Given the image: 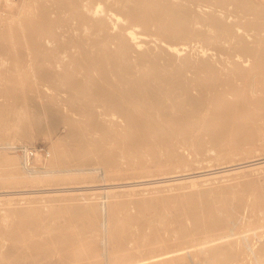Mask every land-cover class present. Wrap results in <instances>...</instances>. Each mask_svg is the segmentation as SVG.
Listing matches in <instances>:
<instances>
[{"label": "bare ground", "instance_id": "obj_1", "mask_svg": "<svg viewBox=\"0 0 264 264\" xmlns=\"http://www.w3.org/2000/svg\"><path fill=\"white\" fill-rule=\"evenodd\" d=\"M18 7H20L24 11V18L23 19L21 18L20 21L18 22L12 21L14 16H12L11 21L10 19L9 20L6 19L3 21L1 19L2 15H0L1 16L0 17V98H3L0 101V129L2 128L0 130V143H4V146H8V144L12 143L11 135L13 134L18 135V137L22 139L21 141L27 142L26 139L29 137L31 129L33 127L37 128L38 130L37 129L36 130L38 132L39 130H41L40 129L41 127L45 128L46 125L45 126L43 125L45 124V122L53 130L58 127L57 126L58 124L59 126L60 124H62V127L64 124V126L66 125V127L68 128L69 135L68 137H66L67 143H64L63 145L64 146L66 144L69 145L70 149L67 150L69 151L68 154H65L67 151H65V153L62 150L58 151L59 149H63L64 147V146H60L61 148H58V150L56 149L58 152L56 150L53 151L56 153L55 158L53 157L54 159L56 158L59 159V161H61V163L64 165L63 161L65 157L68 158L69 159V160L67 159L68 161L65 160L66 161L65 163H67L65 167H67L68 165V168L69 166H73V165H75V167H83L86 165H90L91 163L93 164V162L95 161H97V163L98 161H101L104 167L108 166L109 168L110 165L120 164L118 162L119 161L122 162L123 161L122 159L125 158L124 156H127L128 159H133L132 161H134V158H136L137 160V157H135V155L138 154V151L140 153L141 150L140 145H145L146 143L149 142L150 139L153 140V142L155 140V143H157L158 145L160 144L158 141L162 140L160 138H162L161 136L163 135L173 136L174 134L176 136L178 134L180 137H182L184 133L188 132V129L189 132L187 135H190L189 134L190 129L195 126L197 127L198 126L197 124L199 125L202 124L204 133H202L203 131L201 130L200 131L201 134H203V137H205V139L209 138L208 142H206L207 140L205 141L203 139V141H205L204 143H207V145L208 144L215 145L214 144V142L216 141L215 138H217L219 134H222V131L223 133L224 132L226 133V131L228 130L227 129L226 131H224L225 129H223L220 131L221 127H223L222 126L223 124L225 125L227 123L229 125H225V126H229L230 128H232L233 125H231L229 122H231L232 124L233 122H235L236 125L234 126L238 127L236 129V132L238 130L239 133L240 128L247 129L248 131L253 126L259 127L262 125V123H264V118H263L264 115L262 116L261 115L262 113H260L264 109V0H0V8L5 9L4 11H2L1 9L2 12L12 10V12L10 13L15 15V12L17 11L16 8L18 9ZM18 11L20 12V10ZM19 12L18 13L16 12L17 15L22 14L21 12L20 13ZM8 13L6 12V18L10 17V16L7 17ZM152 42H154L155 44V45L151 44L153 48H144V46ZM188 42L189 43L193 42L192 44L193 48L192 51L189 50V52H185V50L187 51L188 48H190L189 45H191L188 44ZM186 44H188L187 49H182L183 47L180 49L179 46L181 45L186 46ZM209 51H213V52L215 51V53L208 54ZM183 52H185L186 54H182ZM27 76L28 77L30 76L31 78L30 81L33 82L34 86L35 83H38L40 86L45 87L44 90L45 89L51 90V93L48 91L50 94L47 92V90L41 91L42 93L41 92L40 93L43 96H47V100L50 101L51 104H53L51 100L58 99L57 101L59 102L56 103L62 102L61 104L62 107H60L61 105H58L59 106L58 107L56 104L57 108H54L52 107L53 105H50L48 108V114L46 113L45 115H43L44 106L42 104L39 105L38 103H37L38 105L31 103L34 101V99H36V97L34 95H32V97L34 96L35 98H32L31 96L29 98L26 97V95H28L27 93L29 91L28 89L31 90L33 85L30 84L31 88L28 87L29 84L28 86L25 85L28 87L26 88L28 90L27 92H25V89H23L25 88L24 85L23 88H21V85L24 84V82L22 83V80L20 79L22 78L24 79ZM18 87H20V89H22L23 92H25L24 94L27 93L26 95L23 94L26 97V100H28L26 101L27 104L22 103V101L20 102L21 100L20 98L22 94L21 95L18 94V92L20 91L19 90L17 92L16 89H19ZM33 88L32 90L35 91ZM40 88H38L39 91ZM9 90L11 91L13 90L12 91L13 95ZM15 91L17 93H15ZM31 92L29 91V93ZM35 92H38L37 89ZM35 92H33V94ZM38 93L36 95L40 96L38 95ZM9 97L10 98L13 97L16 100L15 102L11 100L13 104L10 102L11 104L7 105V103H4L2 100L9 101L10 100ZM62 112L66 113V115ZM67 113L76 115L78 116V118H75L76 116L73 117V115L72 116L68 115ZM218 127L220 129H218ZM195 128L193 129L195 130V132L191 130L192 132H194V134L192 135H195V133L196 134L200 133L196 131L198 130V128L197 129ZM230 128L228 130L229 132L227 131V133L229 134H230ZM254 128L255 127H253L252 130H255ZM119 129L121 130L120 134L124 133L123 135H126L129 138L128 142L123 141V138L122 139L118 138L117 135L119 134ZM260 129L259 132H261V134L264 133V127L263 128L260 127ZM36 130L34 129L35 132ZM256 130L255 132H258V129ZM53 132L50 133L52 134ZM99 132L106 134L107 136L105 138V142H106L105 148L108 152L105 156H103V158L98 156L97 153L98 148L94 144V142L96 141L94 139V136ZM158 132H160L162 135H159ZM245 134L246 133L241 135L243 136ZM16 135L14 137H16ZM41 135H42V131H41ZM198 136L200 135L198 134ZM224 136L225 135L221 137H223L224 139L230 137V136L227 137ZM242 136H239V138L238 137L237 138L240 140L241 137L242 140L243 139ZM253 136L255 135L253 134ZM259 136L260 135H258V137ZM250 137H252V135L249 136V138ZM184 138L186 140L187 136L186 137L183 136L181 139L184 140ZM255 138H254L255 141L256 140L260 141V138L257 139V136H255ZM58 139L59 138H57V140ZM165 139H163V141ZM172 139L173 137H171V140ZM19 140L17 139V141ZM185 140L184 142L186 143L193 142L191 141V139L190 141H185ZM231 140L234 141V138H232ZM56 141L54 142L55 143L54 146L56 145ZM196 141H197V136H196ZM221 141L219 140V142L223 143L222 145H224L222 138ZM229 141L230 140H228V143ZM255 141L254 142L251 141V142L254 144ZM216 142H218V139ZM150 143L148 145L149 147L151 145ZM233 143H235V141ZM248 143H250V141H248ZM165 144H169V141H167V143L165 142ZM188 144L189 143H187L186 145L187 147H189L192 143L190 145ZM194 144H198V143H194ZM216 144L220 146L219 143ZM235 144L237 145V143ZM22 145L20 144V146ZM109 145L112 146L110 147V149L108 147ZM213 145L209 146L208 147L209 149L207 150L204 149L206 150V155L207 153L208 155L210 154L209 156L207 155L212 159L210 162L213 161L212 156L214 152L211 155V152L213 151V147H212ZM217 145H215L214 147H216ZM248 145L249 144H247V142L246 145L242 146V148H239L237 145L236 150L235 149L234 150L236 152L238 151V153L239 151H241L240 154L244 153V155H247L248 153H250L251 155L252 153L251 151H254L253 145L250 144V147L246 148V146ZM197 146L198 145L194 146L196 155L202 149L200 148V150L197 152L196 148L199 149V147ZM224 146L227 147V145ZM159 147L161 146H158V148ZM228 147H230L229 144ZM191 148L193 149V147ZM66 149L67 148H65V150ZM152 150L149 151L150 154L149 157H151V152L154 151ZM204 150L202 151L205 154ZM229 150L226 149V151ZM231 150H232V144H231ZM11 151H13V149ZM16 151L18 150L16 149ZM25 151L28 152L29 150L28 151L25 150ZM145 151L147 154L148 152L147 149ZM220 151L222 150L220 149ZM258 151L260 153L261 150ZM7 152L9 151L7 150ZM201 152H199L200 156L198 154L199 157H201ZM216 152L215 154L217 155L218 158H220V156L222 157L221 154L224 153V152L223 153L220 152L221 154H219ZM230 154L232 156V153ZM233 154L235 155L236 153ZM159 155L160 154H158L157 157H159ZM216 155H214V158ZM175 156L176 155H173L174 158H177ZM198 156L197 159L194 158L196 159L194 161L199 163L201 166V163H204V161H206L205 159L206 157L199 158ZM227 156L228 155H226V157ZM236 156H238V154ZM25 157L28 158L29 156H25ZM180 157L183 156L181 155ZM32 158L33 157H31V159ZM218 158L215 159H217L218 161L219 160ZM7 159L6 160L9 161L7 163L11 164L13 168H10L9 170L6 169L5 171L3 170L4 172L1 171V176L2 178L4 177L2 181L9 179L14 182L18 178L22 177L21 174L23 173L24 169H22L23 167L21 166L14 167V165L18 164L17 161H19L16 159V156L14 157L8 155ZM50 159L51 162L55 161L52 158ZM20 160L22 161V158ZM172 160L174 161V159ZM182 160L185 161L188 159L187 157H185ZM139 162H140L139 165H142L141 163H143V161H139ZM177 162L175 164H177ZM56 163L57 162L53 163V165L55 164L56 166ZM150 163L152 164V162ZM150 163H147L148 167ZM164 163H166V161ZM207 163H209L208 159H207ZM30 164L32 165L31 162ZM92 164L90 166H92ZM128 164L130 166V163ZM160 164L158 165L160 166ZM240 164L238 165L240 166ZM122 165H120L121 168L123 167ZM191 165L192 163L190 164V166ZM257 165L259 166V164ZM58 166L60 167V165ZM254 166H256L255 160H254ZM140 167L142 168V166ZM252 167H253V163H252ZM252 167H250V169H252ZM50 168L51 170H53L52 166L51 167L48 166V169L46 168L47 171H49ZM63 168L64 167H62V169ZM87 168H89V166ZM257 168L254 169L253 167V170L256 171ZM259 168L264 169V167L262 168V164L259 166ZM3 169H4V163H3ZM40 169L37 170L42 171ZM137 169H139V166H137ZM245 169H243V171L241 170L237 171V169H234L235 173L233 171L232 174L234 175L231 176H230L231 172L230 174H228L227 172L225 173L226 175L224 173L222 175L223 176L225 175L224 177L229 175L231 178L235 176L237 172H242V176H243L244 171L247 170ZM37 170L34 169L33 172L30 171L31 174H26L29 183L31 181L32 185L33 183L36 182L37 178H39L38 174L36 173L38 172ZM79 170L82 171V169L80 168ZM124 170L125 169H123V171ZM175 170H178V168ZM34 171H36L35 174H33ZM55 171L58 172L57 169ZM64 171L66 170L64 169ZM86 171H88V169ZM166 171L167 169L164 170V172ZM248 171H246V175L247 173L249 174L250 171L249 172ZM47 173L46 175H42L43 178H47L49 176V174ZM78 173L79 171L76 172V174ZM121 173L122 172H120L119 174ZM76 174L74 173L75 176ZM239 174L240 173H238L236 176H238ZM57 175L58 173H55V176ZM62 175L64 174H61V176ZM86 175L88 176V174ZM95 175L96 173L94 174V176ZM123 175L124 174H122L121 178H123ZM128 175L130 174L128 173ZM51 176L54 177V175ZM80 176L78 177L77 175V177L80 178V180H83L84 182L85 179L83 178L81 179ZM124 176L126 177V175ZM217 176L220 177L221 175H217ZM217 176L216 175L214 176L216 180L218 178ZM110 177L111 178L116 177V179L118 178V176H114V175L113 176L110 175ZM135 177L137 176H134V178ZM62 178L64 179V177ZM238 178L236 177V179ZM106 179L108 178L106 177ZM204 179L203 180L201 179L199 183L207 182L205 181L207 179L205 180ZM208 179H210V177ZM210 180H212V177ZM2 181L0 180V182ZM32 181L35 182L32 183ZM44 181H42L41 184H43ZM57 181L60 182V180ZM65 181L66 179H64V182ZM93 181L91 182L92 184L97 183L96 180L94 182ZM47 182H49V179ZM56 182L53 181V184H56ZM62 182L63 181H61V183ZM81 182L80 184H82ZM186 182H183L184 184L182 182L179 183H181V186H185L184 188H186V186H189L188 188L191 187L192 191H194L195 189L194 187L197 188L198 186L199 188L200 186V184L195 180L193 181L191 180L187 183ZM16 183H18V181ZM26 183H25V187H26ZM49 183L47 186L50 185ZM18 184H20V181ZM35 184L33 186H31L30 184L29 185L33 189ZM44 184L45 185L47 184L46 181ZM53 184H51V186ZM87 184H89V182ZM170 184L168 185L169 187ZM228 184L229 183H227L226 187H224L222 190L225 189L223 191L225 192L228 186L230 188L228 192L231 193L234 188L232 189L231 185ZM37 185L39 188L40 184L37 183ZM164 185L165 186H161V187L164 188L167 187L169 189V187L166 186V184ZM9 186H11V184H9ZM13 186L15 185L13 184ZM51 186H49V188ZM0 187H3L1 186V183H0ZM18 187L21 186L18 185ZM73 187H76V185ZM94 187L96 188V186ZM97 187H99V185ZM175 187L176 186L174 185L173 188ZM40 188H42V185ZM43 188H45V186H43ZM46 188L49 189L48 187ZM55 188L56 186L53 187V189ZM153 188H155V186ZM201 188L203 189V186ZM2 189L0 191V195L2 192H4L5 186ZM12 189H14V187H12ZM12 189L11 192H13L14 194V191H17V189L14 191ZM50 189L52 190V187ZM21 190L22 191L24 190L23 192L25 193L27 192L23 188ZM136 190L130 189L127 190L128 192L126 190L125 191L126 193H129V191L136 192ZM144 190L146 189L144 188ZM186 190L184 189L185 192ZM190 190L187 191L188 193L186 192L187 194L185 192L183 194L189 197V198L185 197L184 200L188 199L190 200L189 202L194 205L190 207L191 210L189 208L191 213L187 210L188 208L187 206H190V203L186 206V204L182 202V204L184 203L186 207L183 206V208H178L180 207L179 202L181 201H177L178 207L177 205H175L176 206L175 208L179 210L178 212L181 211V213H183L182 210L186 208L184 210L188 211V214L190 215H188L187 213L186 214L194 218L191 226L190 227L189 225L187 226V229L189 231L195 230L194 232H196L205 223L206 226L208 225V228L206 229L209 231L210 234L208 233L203 237L199 235L200 238H196L198 239V242L191 243V245L189 243L192 242L194 238L191 241L189 239L190 241L189 243L187 241L183 243L181 242L179 243L178 248H176L177 244L176 245L174 244V246L176 247L173 246L174 241L172 242L171 246L169 245L164 246L165 243L167 244V240H166L167 237L165 238V235H163L164 232L161 235L160 233L161 231H163L162 229L165 230V228L154 226L151 230L148 229V231L150 230V232L146 234L148 232L145 229L147 224L144 226L146 220L152 219L153 223L155 221H157L158 223H162L163 221V224L161 225H164L165 218H168L166 215H168L169 213L166 211V209L158 207L160 205L159 202H161L160 201L161 198L158 197L157 199V196L161 194H157L156 197L152 196V194L150 195L151 198L152 197L155 198L156 202L154 199L153 201L149 200V197H147L148 199L146 197H143V199L145 198V200L139 199L140 201L138 202L136 201L135 205L137 206V208H140L139 209L140 213L139 212L138 213L141 214L142 218L145 219L144 221H142V223H139L137 221V217H138L137 216L136 218L127 220V224L125 226H123L125 223L123 224L120 223L122 224V226L117 224H116L117 226L115 225L111 226L112 223L111 224L109 223L112 222L113 220H115L117 223V220L111 217V214L108 213V211L110 212L113 211V206L115 204L108 203L107 205L106 204L102 205L101 203L102 200L100 198L98 200V205L102 207L101 209L94 208L95 206L93 207V204H92V208L89 207L90 209L86 206L87 210H84L86 209L85 207L81 209H77V207H75L77 210L74 211H76V213H79L78 214L79 219H80V215L85 214L87 216V221H85L84 223L77 224L76 217L78 216H76L75 217L76 222L74 220L73 222L72 220H69V222L71 223L74 222L76 223V224L74 223V225H76L74 227L75 229L73 228L74 230L73 231L70 230L69 232L68 231L65 232L64 230V232L61 231V233H58V231L60 230L57 231L55 227H50V226L47 227L48 223L44 224V221L46 220L45 218L46 216L43 215L45 219H43L44 221L42 222V220L38 219L39 216H37L38 213H35L36 211L33 213L37 215L33 214L31 212L32 210L31 211L29 209L27 210L25 207H24L25 209L22 208L23 204H21L22 207L20 205L22 210H19L20 209L19 206L17 208V206L14 204L17 208L14 210L15 207H13L12 209L11 207L12 205L9 204L11 210H13L10 211V213L12 212V215L10 213L8 214L6 213L3 215L2 220L0 218V223H1L0 224L1 226L0 227V264H191V263L193 264V262L195 263V260L201 261L202 263L204 262V264H264V196H259L257 199H255L254 197V199L256 200L253 204L254 206L250 204L252 207H254V209L247 204L248 201L245 203L248 206L247 210L249 209V207L251 208V210L253 209L252 212L253 215L251 213L252 216L251 215L250 216L252 218L253 216L256 217L255 218L256 221H252V222L248 221V224H251L252 227L251 230L254 231V234L240 235L239 233L242 229V226H244L243 224L244 220L242 218L238 219V217L236 216V218L232 219V221L234 220L235 222L232 223L231 226L227 225L231 223V221H229V217H230L229 214H231L232 212H230L229 214L222 212L223 211L222 209L225 208L220 206L221 204L220 201H219L220 204L217 202L218 199L220 198L219 197L217 199L218 197L217 194H220L219 191L216 195L213 194L214 196H216V198L213 197L215 199V202L213 201L212 196H210L212 202L207 199L208 197H206L207 201H209L208 203L206 202V204L208 205L206 206L208 208L209 206H212V208L210 207L211 210H207L208 208L206 209L205 207H201L202 205L200 206V203L198 206L197 204L198 202L195 200L196 197L202 200L201 197L205 198V196H209L210 194L204 195L205 193L201 194L200 192L197 191L190 192ZM8 191L4 193L5 194L4 196H6V194H10V196L13 195L12 193H10V191L9 192ZM31 191L32 190L30 188V193ZM137 191H139V189ZM152 191H154V189ZM178 191L177 193H175L176 195L178 194ZM202 191L204 192V189ZM52 192L54 191L52 190ZM169 192L171 193V191ZM205 192L207 193V191ZM223 192L221 194H223ZM233 192L235 191L233 190ZM106 193H108V191ZM167 193L165 192L166 195L164 194V198L165 196H167ZM170 193H169V197L171 198ZM260 193L259 195H261ZM96 194L99 193L97 192ZM102 194L100 192V195ZM70 195L71 194H69L68 196L67 195L63 196V198L75 196L77 194H72L71 196ZM86 195L88 194H85V196ZM107 195H110L112 198V196H114V193L110 191V194ZM178 195H180V193ZM28 196H29L28 194L26 197L22 196L23 198L22 200L26 202V200L30 199V201L32 202L31 200V198L33 197L32 193H31V197ZM36 196L34 197L36 198ZM41 196H38L37 198L40 197L41 198L40 200H42L43 198ZM45 196L46 198H48L47 196L49 195H45ZM77 196H79V194ZM90 196L92 195H89L88 197L90 198ZM227 196L230 197L232 195L230 196L227 195ZM249 196L251 197V195ZM253 196H257V195L253 194ZM50 197L54 198L52 195L49 196V198ZM169 197L168 199L169 201H171ZM2 198H0V200ZM18 198L21 199V197ZM59 198L60 197L58 196L57 199ZM80 198H82V196ZM222 198L223 197H221V199ZM12 199L3 198V200L6 201L9 200L7 201L8 203L13 201L15 202L16 199L15 200ZM172 199H174V197ZM38 200L39 199H37V205L39 202ZM44 200L47 199H45L44 197ZM50 200L52 201V199ZM112 200H110V202H112ZM116 200H118V198ZM231 200L233 201V199ZM236 201H238V197ZM240 201L241 200H239V203H241ZM74 202L76 201L74 200ZM78 202L80 201L78 200ZM165 202L166 204H170L168 203L167 200ZM210 202L211 205L209 204ZM1 203H3V201ZM43 203L45 202L43 201ZM61 203L58 204L63 206ZM68 203L70 202H67V204ZM73 203H71V205L70 204L68 205L73 207L74 206V205L72 206ZM118 203H120V201ZM222 203L224 204V201ZM53 204L50 203L49 205H53ZM58 204L53 206L55 208L54 210L52 209L51 212L57 211L56 209H59L58 207L56 208ZM67 204L65 205L67 206ZM83 204H87V203L85 202ZM89 204L90 203H88L87 205L89 206ZM202 204H204V202ZM227 204H230V202L227 201ZM245 204L243 202L242 206ZM28 205H29L28 207L32 205L30 209H32L34 206V204L31 205L28 204ZM43 205L41 206V208H43ZM46 205L44 207H46ZM216 205H218L217 206L218 208L219 206L222 208L220 209L222 210L221 212L223 214H219L221 212L217 214V212L219 211L216 210L217 208L215 209L217 211L216 214L214 213L213 208H215L214 206ZM3 206L1 205L0 209ZM226 206L228 207L229 205ZM242 206L240 204L239 207H241V209L243 210L245 207L243 206L244 208H242ZM53 207L51 206L49 210ZM78 207H80V205ZM197 207L199 210L197 209ZM175 208H173L172 210L174 211ZM202 208L204 209V211L205 210L206 211L205 212L202 211L201 210ZM3 209L4 208H2V210L0 211H3ZM34 209H37V207H34ZM167 209L170 212L171 208L170 210L169 208ZM45 210L48 212L47 209ZM59 210H63V209H59ZM65 210L66 208H64V211ZM69 211L67 210L66 212ZM175 211H174L175 213L174 212L171 213H173L174 215L177 213V210ZM4 212H6V210ZM42 212L45 213V211L43 210ZM66 212L63 213L66 214ZM250 212H247V214H249ZM181 213L175 215L176 216L175 218L178 217L179 220L180 218H182L179 221L178 225H180L183 221H185L183 223H186V217L184 219L185 213L184 215ZM10 216L14 217L15 221L16 218H18L17 219L18 222L17 221L15 222L14 219L11 218ZM60 216L63 218L66 215L63 216L59 214V217ZM172 216L171 219L174 218V216L173 217ZM71 217L74 218L73 214ZM7 219H9L8 220L9 223ZM10 219H12L14 223H12V220L10 222ZM51 219L50 220L48 219V221L50 222ZM58 219L59 218H57L56 220ZM66 219L67 217L65 218V222ZM68 219H69V215H68ZM175 220H172V222L174 221L176 223ZM187 220L189 219L187 218ZM2 223H6V224L3 226ZM183 223L182 226L184 225ZM61 224H67V223H61ZM57 226L58 225H56V227ZM139 226L140 229L137 228ZM184 227L186 226H183V228ZM47 228L49 230H47ZM59 228L61 227L59 226ZM136 229H138L137 232ZM169 230L171 232H169ZM174 230L168 229L167 231L169 233H172V231ZM184 231L186 232V230ZM41 233L46 234V236L44 235L43 238ZM175 234L173 235L175 236ZM251 235L258 236L259 242L257 243V241H255L254 239L252 240L250 238ZM179 236H181V234ZM179 239L181 240V237H179ZM200 245H202L203 247L201 248ZM190 248H194V250L189 251L188 249Z\"/></svg>", "mask_w": 264, "mask_h": 264}, {"label": "rangeland", "instance_id": "obj_2", "mask_svg": "<svg viewBox=\"0 0 264 264\" xmlns=\"http://www.w3.org/2000/svg\"><path fill=\"white\" fill-rule=\"evenodd\" d=\"M1 9H2V11H4L5 9H3V8H0V15H2V17H1V19L4 21V20H9L10 19V21L12 20L11 18H12V16H14V18H13V22H18V21H20V19L22 18H24V11L20 8V7H18V9L16 8V12L18 13L19 11L18 10H20V12L22 13V14H20V15H17V13L15 12V15L14 14H11L10 12H12V10L11 11H6L8 14V16L7 17H9V18H6V12H2L1 11ZM13 12H14V10H13ZM19 12V13H20ZM4 13V14H3ZM4 16V17H3ZM5 18V19H4ZM15 20V21H14ZM151 44H154V42H152V43H149V44H147L146 46H144V48H153V46L151 45ZM188 44H191V45H189V47L190 48H188V50L186 51L185 50V52H189V50L190 51H192V44H193V42H188ZM188 44H186V48L183 46V45H181V46H179L180 47V49L182 48V49H187V47H188ZM155 45V44H154ZM185 52H183L182 54H186ZM190 53H192V52H190ZM211 54V53H215V51L213 52V51H209L208 52V54ZM215 59V58H214ZM217 65V64H216ZM24 79H27V80H24ZM22 78V79H20V80H22V83L24 82V84H22L21 85V88H23V85L25 86V85H27L28 86V84H29V88H31L30 87V84L31 85H33V89L36 91V89H37V91L39 92H35V91H33L32 90V88H31V90L30 89H28L30 92L31 91H33V92H35L34 94H33V92H31V93H29V91L26 89V88H28L27 86H25V88H23V89H25V92H27L28 93V95H26V94H24L25 92H23V90L22 89H20V87H18L19 89H16L17 90V92L20 90L21 91V93H20V91L18 92V94H22L21 95V100H20V102L22 101V103H25V104H27V102L26 101H28V100H26V97H32V95H34L35 97H36V99H34V101L33 102H31V103H34V104H39V105H43L44 106V110H43V115H45L46 113L48 114V108H49V106L50 105H53L52 107H54V108H57L56 107V104H57V106L58 105H61L62 104V102H60V103H56V102H59V101H57L58 99H53V100H56V101H53V100H51L52 101V103L53 104H51V102L50 101H48L47 100V96H43V95H41V91H46L47 89H45L44 90V88L45 87H42V86H40L38 83H35V86H34V84H33V82H31L30 80H31V78H30V76L28 77H25V78ZM20 82V81H19ZM26 83V84H25ZM37 86V87H36ZM43 89H41L40 87ZM35 87H36V89H35ZM38 88H40V91L38 90ZM9 91H11V90H9ZM13 91V90H12ZM11 91V94L13 95V92ZM50 92L51 93V90H47V92ZM16 91H15V93H17ZM41 92V93H40ZM48 92V93H49ZM10 93V92H9ZM38 93V95H40V96H37L36 94ZM49 93V94H50ZM26 95V97L24 96V95ZM29 94H31V95H29ZM24 96V97H23ZM32 97V98H35V97ZM10 98V97H9ZM1 99H3V98H0V101H1ZM23 99V100H22ZM14 101L15 102V98H10V100L8 101H4V100H2L4 103H7V105H10L11 103H12V101ZM25 100V101H24ZM33 100V99H32ZM24 101V102H23ZM8 102H9V104H8ZM11 102V103H10ZM13 104V103H12ZM37 104V105H38ZM40 107V106H39ZM59 107V106H58ZM60 107H62V105L60 106ZM41 108V107H40ZM55 110H57V109H55ZM65 112V111H64ZM64 112H62V113H64ZM264 109H263V111H261L260 113H262L261 115L263 116L264 115ZM65 115H66V113H64ZM68 115H73V114H70V113H67ZM76 115H73V117H75ZM75 118H78V116H76ZM263 118H264V116H263ZM48 123V122H47ZM231 125H236V123L235 122H233V124L231 123V122H229ZM235 123V124H234ZM49 124V123H48ZM44 126H45V128H46V130H45V128L44 127H41L40 129L41 130H39L38 132H37V128H32L31 129V132H30V135H29V137L26 139V141L27 142H25V141H21L22 139L21 138H19L18 137V135H16V137H14L15 135L13 134V135H11V142L12 143H10V144H8V146H4V143H0V156L3 158H1L0 157V162L2 161L3 163H4V169H3V163L1 162L0 163V180L2 181V179H4V177L2 178V176H1V171L2 172H4L6 169L7 170H9L10 168H13V166L11 165V164H9V163H7V162H9V161H7L8 159V155H11V156H16V159L17 160H19V161H17V165H14V167H17V166H21V167H23L22 169H24L23 170V173L25 174H21V178H18L17 180H15L14 182L16 183L17 181H18V183H19V181H20V184H18V183H14L12 180H9V179H7V180H3L2 182H0L1 183V186H3V187H0V191H1V189L2 188H4V186H5V190H4V192H2L1 193V195L0 196H2L4 199H12L13 198V196H14V200H15V202L13 201V202H7V201H9V200H3V198L2 197H0V198H2L1 200H0V206L2 205H4L2 208H4L3 209V211H0V218H1V220H2V218H3V215L4 214H8V213H10V211H13V210H11V208H10V205L9 204H11L12 206V209H13V207H15L14 208V210L15 209H17L18 208V206H19V210H22V208H26L27 210L29 209L32 213L33 212H35V213H38V215L37 214H35V213H33V214H35V215H37V216H39L38 217V219L39 220H42V222L44 221L43 219H45L46 218V220L44 221V224H46V223H48L47 225V227H55V229L58 231V230H60V231H58V233H61V231H63L64 232V230H65V232H69L70 230H74L75 228V226L76 225H74V223L76 222V220H77V224H80V223H84L85 221H87V216L85 215V214H82V215H80V219H79V213H76V211H74V210H77V209H81V208H86V209H84V210H87V207L89 208H92V204H93V207L94 208H102L100 205H98V200L101 198V200H102V205H107L108 203H114L115 205L113 206V211H108V213H110L111 214V217H113L114 219H116L117 220V223H116V221L115 220H113L112 222H110L109 224H111V226H113V225H115V226H117V225H121L122 226V224L123 223H125L123 226H125L126 224H127V220H129V219H132V218H136L137 216L139 217H137V221L139 222V223H142V221H144L145 219L144 218H142V216H141V214H139L140 213V211H139V209L140 208H137V206L135 205L136 204V201L138 202V201H140L139 199H142V200H145V198L143 199V197H149V200H152L153 201V199L155 200V198H151L150 197V195L152 194V196H154V197H156L157 196V194H161V195H158L157 196V199H158V197L159 198H161V202H159L160 203V205L158 206L159 208L161 207V208H165L166 209V211L169 213L168 215H170V216H168V215H166L168 218H165V224L164 225H161V224H163V221H162V223H158L157 221H155L154 223H153V220L152 219H150V220H146L145 221V223H144V226L147 224V226L145 227V229L148 231V229H152L154 226H158V227H160V228H165V230L164 229H162L163 231H161V233H160V235L163 233V235H165V238H166V240H167V244L165 243L164 244V246L166 245H169V246H171L172 245V242L174 241V243H173V246H174V244L176 245L177 244V247L176 246H174V247H176V248H178V245H179V243H183V242H190L193 238V240H194V242H193V240H192V242H190L189 244L191 245V243H197L198 242V239H196V238H200V236L199 235H201V237H203V236H205L206 234H208L209 233V231L206 229V228H208V225L206 226V224L204 223L203 224V226L205 227H201L198 231L200 232V234H199V232L198 231H196V232H194L195 230H188L187 229V226L189 225V227L191 226V224L193 223L192 221H193V219L194 218H192L191 216H188V215H190V214H188V211L190 212V210H191V208L190 207H192V206H194L192 203H190L189 201L190 200H188V199H186V200H184L185 199V197L186 198H189V197H187V195H185V194H183L185 191H184V189L186 190V192L187 191H189L190 190V188H188L189 186H186V188H184L185 186H181V183H179V182H189V181H193V180H195L196 182H198L199 183V181H201V179L203 180L204 178L205 179H207V180H205V181H207V182H205V183H199L200 184V186H199V188L201 189V191H200V189L198 188V186H197V188L196 187H194L195 189H194V191H192V188H191V190H190V192H195V191H197V192H200L201 194H204V195H209V196H205V198L204 197H201V199L202 200H200V198H198V197H196V200L195 201H197L198 203V206H199V203H200V206L201 207H205L206 209L208 208L207 206V204H206V202L208 203L209 201H207V199L208 200H210L211 202H212V199H213V201L215 202V199L214 198H216V196H214L213 194H217L218 193V191L220 192V194H217L218 195V197H217V199H218V203H219V201L221 202V204H223L222 202L224 201V204L223 205H221L220 203V206L221 207H223V208H225V209H222L220 206H219V208L217 207L218 205H216V206H214L215 208H213V210H214V213L216 214V212H217V214L219 213V212H221L222 210V212L223 213H227V214H229L230 212H232L231 214H229L230 215V217H229V221H231V223H229V224H227V225H229V226H231V224L232 223H234L235 221L233 220L232 221V219L233 218H236V216L238 217V219H240V218H242L243 220H244V222H243V224H244V226H242V229H241V231H240V235H246V234H254V231H252L251 229H252V227H251V224H248V221L249 222H252V221H256L255 220V218L256 217H254L253 216V218L251 217L252 215H253V209H254V207H252V206H254L253 204H254V202L256 201L255 199H257L259 196H264V169H261V168H259V166L262 164V168L264 167L263 165H264V140H262V139H264V133H262L261 134V132H259V129H260V127L261 128H263L264 126V123H262V125L261 126H253V127H255L254 129L256 130V129H258V132H255V130H252V128L250 129L251 131H253V132H251L250 130H248L247 131V129H239V133H240V135H239V133H238V130H237V132H236V129L238 128L237 126H232V128H230L229 126H225V125H229V124H223L222 126L224 127H221V129L218 127V129H220V131L221 130H223V129H225L224 131H226L227 129L229 130V128H230V134L229 133H227V131H226V133L224 132L223 133V131H222V134H219L218 135V137L217 138H215L216 139V141H217V139H218V142H214V144L215 145H217L216 143H219L220 144V146H216V147H214L215 145H213V144H208L207 145V143H204L206 140V142H208L209 141V138H206L205 139V137H203V134H201V131H203V127H202V124L201 125H199V124H197L198 126H200V127H193V128H191L190 129V135H187L188 134V132H189V129H188V132L187 133H184V137H186L187 136V138H186V140H185V138H184V140L185 141H190V139H191V141H193V142H187V143H189L188 145H190L191 143L193 144H191L189 147H187L186 145H187V143L186 142H184V140L183 139H181L182 137H180L178 134V136L176 135H174L173 134V136L171 135V136H165V135H163V136H161L162 138H160V139H162V140H160V141H158L160 144H158L157 145V143H155V140H154V142H153V140H151V143H150V140H149V142L148 143H146L145 145H140L141 147H140V153H139V151H138V154H136L135 155V157H137V160H136V158H134V161H132L133 159H128V157L127 156H124L125 158H123L122 160V162L121 161H119L118 163H120V164H116L118 167H119V169H118V167L116 166V165H110L109 166V168H108V166H103V163L101 162V161H98V163H97V161H95V162H93V164H92V166H90V165H86V166H83V167H75V165H73V166H69V168H68V165H67V167H65L66 166V164L67 163H65L66 161H68L69 159L68 158H66L65 157V159H64V165L61 163V161H59V159H57V161H56V159H54L55 158V156H56V153L55 152H53V151H55L56 149L58 150V148H61L60 146H64L63 144L64 143H67V138L66 137H68V135H69V132H68V128L66 127V125L64 126V124H63V127H62V124H60V126H59V124L57 125L58 127L57 128H55L54 130L51 128V127H49V125H47L46 124V122H45V124H43ZM230 125V126H231ZM226 127H228V128H226ZM44 128V129H43ZM51 128V129H50ZM197 129L198 128V130H196L197 132H200V133H195V135L197 136V141H196V136L195 135H192V134H194V132H195V130H193V129ZM200 128H202V129H200ZM233 128H234V130H233ZM2 129V128H1ZM0 129V130H1ZM34 129L36 130V132L34 131ZM56 129H58V130H56ZM66 129V130H65ZM232 129V130H231ZM33 130V131H32ZM51 130H53V131H51ZM56 130V131H55ZM194 131V132H192V131ZM201 130V131H200ZM245 132H244V131ZM261 130V129H260ZM41 131H42V135H41ZM43 131H45V132H43ZM53 132L52 134L50 133V132ZM232 131H233V134H232ZM235 131V132H234ZM241 131V132H240ZM257 131V130H256ZM39 132H40V134H39ZM49 132V133H48ZM120 132H121V130L119 129V134L117 135L118 136V138L120 139H122L123 138V141H129V138L126 136V135H123V134H120ZM192 132V133H191ZM229 132V131H228ZM247 132H248V135L249 134H251L252 135V137H250L249 138V136H251V135H247ZM35 133V134H34ZM45 133V134H44ZM68 133V134H67ZM202 133H204V131L202 132ZM238 135H237V134ZM244 133H246L245 135H241V134H244ZM260 135L259 137H258V135ZM51 136H50V135ZM54 134V135H53ZM158 134L159 135H162L160 132H158ZM164 134V133H163ZM198 134L200 135V136H198ZM229 134V135H228ZM236 134V135H235ZM253 134L255 135V136H257V139H259L260 138V141H258V140H256L255 141V136H253ZM38 135V136H37ZM48 135V136H47ZM53 135V136H52ZM223 135H225L224 137H227V136H230V137H228V138H223V137H221V136H223ZM235 135V136H234ZM262 135V136H261ZM13 136V137H12ZM33 136V137H32ZM65 136V137H64ZM192 136H193V138H192ZM233 136V137H232ZM239 136H242V140H241V137H240V140L238 139L239 138ZM248 136V137H247ZM31 137V138H30ZM52 137V138H51ZM107 136H106V134H103V133H101V132H99V133H97L95 136H94V139L96 140L95 142H94V144L97 146V153H98V156L99 157H101V158H103V156H105L106 154H107V150H106V148H105V144H106V142H105V138H106ZM169 137V138H168ZM171 137H173V139L171 140ZM191 137V138H190ZM219 137H220V139H219ZM236 137V138H235ZM238 137V138H237ZM255 139H254V138ZM262 137V138H261ZM14 138V139H13ZM21 142H19V141H17V139ZM29 138H30V140H29ZM33 138V139H32ZM57 138H59L58 140H57ZM64 138V139H63ZM165 138H167V139H165ZM189 138V139H188ZM200 138H202V139H200ZM221 138H222V140H223V142H224V145H227V147H225L224 145H222L223 143H220L219 142V140L221 141ZM232 138H234V141H235V143H237V145H238V147L239 148H242V146L243 145H246V142H247V144H249L248 146H246V148H249L250 147V144H252L253 145V150L254 151H256V152H254V151H251L252 153H251V155H250V153H248L247 155H244V153L243 154H240V152L241 151H239V153H238V151L236 152L235 150H236V147H237V145L235 144V143H233L234 141H232L231 139ZM248 138V139H247ZM163 139H165V140H167V141H169V144H165V142L167 143V141H163ZM192 139H194V140H192ZM203 139L205 140V141H203ZM239 140V142H238V140ZM25 140V139H24ZM29 140V141H28ZM58 142H57V141ZM171 140V141H170ZM183 140V141H182ZM227 140V141H226ZM228 140H230L229 141V143H228ZM246 140V141H245ZM250 141V143H248V141ZM255 141V145L252 143V142H254ZM18 142V143H15V142ZM31 141V142H30ZM56 141V145L54 146V142ZM63 141H65V142H63ZM161 141H162V143H161ZM203 141V142H202ZM229 144V146L230 147H228V144L226 143V142ZM241 141V142H240ZM252 141V142H251ZM15 144H14V143ZM24 142V143H23ZM62 142V143H61ZM164 142V143H163ZM222 142V141H221ZM230 142H231V144H232V150H231V144H230ZM245 142V143H244ZM60 143V144H59ZM149 143L151 144L150 145V147L148 146L149 145ZM185 143V144H184ZM194 143H198V144H194ZM199 143H202V144H199ZM242 143H244L243 145L241 144V146H240V144ZM11 144H13V145H11ZM19 145V147H18V145ZM20 144L22 145V146H20ZM28 144V145H27ZM58 144V145H57ZM62 144V145H61ZM156 144V145H155ZM165 144V145H164ZM154 145V146H153ZM173 145V146H172ZM195 145H198L197 147H199V149L198 148H196V150H197V152L200 150V148H202L199 152H201L202 150H204V149H209L208 147L209 146H211V145H213L212 147H213V151L211 152V155L213 154V152H214V154H213V161L212 162H210L212 159H211V157H208L209 155H208V153H207V155H206V150H204L205 151V154H204V152L202 153L201 152V157H199L200 156V153L198 152V154H199V156H198V154L196 155V151H195V148H194V146ZM202 145V146H201ZM207 146V148H206V146ZM57 146V147H56ZM59 146V147H58ZM66 146H68V147H66ZM120 146V145H119ZM123 146H125V145H123ZM144 146V147H143ZM157 146V147H156ZM158 146H161L162 147V149H161V147H159L158 148ZM166 146V147H165ZM168 146V147H167ZM221 146H223V147H221ZM5 147V148H4ZM17 147V148H16ZM26 147V148H25ZM29 147V148H28ZM56 147V148H55ZM109 147V149H110V147H112L111 145H109L108 146ZM107 147V148H108ZM142 147H143V149H144V152H143V149H142ZM146 147V148H145ZM147 147H149V148H147ZM151 147H153V148H151ZM191 147H193V149L191 148ZM205 147V148H204ZM220 147V148H219ZM225 147V148H224ZM257 147V148H256ZM6 148H8V149H6ZM13 149V151H11L12 149ZM18 150V151H16V149ZM23 148V149H22ZM28 148V149H27ZM31 148V149H30ZM65 148H67L66 150H65ZM215 148V149H214ZM218 148V149H217ZM229 148H230V150H229ZM11 149V150H10ZM70 148H69V145H65L64 147H63V149H59L58 151H60V150H62L64 153H65V151H67V150H69ZM147 149V154H146V150ZM154 151H153V150ZM156 149H158V150H156ZM160 149H161V152H160ZM164 149V150H163ZM189 149V150H188ZM217 149V150H216ZM220 149L222 150V151H220ZM226 149L227 150H229V151H226ZM235 149V150H234ZM257 149V150H256ZM7 150L9 151V152H7ZM25 150H29L28 152H26ZM56 150V151H57ZM153 151V152H151V157H149V151ZM194 150V151H193ZM258 150H263L262 152L260 151V153H259V151ZM6 151V152H5ZM16 151V152H15ZM22 151H24V152H22ZM57 151V152H58ZM61 151V152H62ZM164 153H163V152ZM166 151V152H165ZM191 151H192V153H191ZM217 151V152H216ZM12 152V153H11ZM30 152V153H29ZM68 152L69 151H67L65 154H68ZM142 152V153H141ZM158 154H160L159 155V157H157V153ZM160 152V153H159ZM190 152V153H189ZM215 152L216 153H219V154H221L220 152H224L223 154H221L222 155V157L220 156V158H218L217 157V155L215 154ZM232 153V156H231V154L230 153ZM4 153H5V155H4ZM22 153V154H21ZM63 153V154H64ZM144 153H145V155H144ZM155 153H156V155H155ZM166 154V155H163V154ZM169 155H168V154ZM175 153V154H174ZM195 153V154H194ZM228 153V154H227ZM233 153H236L235 155L233 154ZM259 153V154H258ZM21 154V155H20ZM24 154H25V156H29L28 158H26L25 156H24ZM26 154H28V155H26ZM156 156H154V155ZM188 154H189V156H188ZM194 156H193V155ZM228 155L227 157H229V158H227L226 157V155ZM238 154V156H236ZM31 155V156H30ZM173 155H176L175 157H177V158H174L173 157ZM182 155L183 157H180V156ZM202 155H204V156H202ZM214 155H216L215 156V158H218L219 160L217 161V159H215L214 158ZM231 157H230V156ZM233 155H234V157H233ZM240 155V156H239ZM241 155H243V156H241ZM5 156V157H4ZM142 156V157H141ZM145 156H147V157H145ZM161 156V157H160ZM168 156V157H167ZM196 156V157H195ZM197 156L199 157V158H202V157H206L205 159H206V161H204V163H201V166H200V164L199 163H197L196 161H194V160H196L197 159ZM31 157H33L32 159H31ZM54 157V158H53ZM139 157H140V159H139ZM153 157H155V158H153ZM165 159H164V158ZM166 157H167V160H166ZM185 157H187V159L188 160H185V161H183L182 159L183 158H185ZM225 157H226V159H228V160H226L225 159ZM22 158V161L20 160ZM25 158V159H24ZM50 158H52L53 160H55V161H52L53 163H55V162H57L56 163V166H55V164L53 165V163L51 162V159ZM146 158V159H145ZM148 158V159H147ZM181 158V159H180ZM194 158H196V159H194ZM234 158V159H233ZM6 161H5V160ZM31 159V160H30ZM68 159V160H67ZM149 159H150V162H152V164L149 162ZM157 160V161H155V160ZM158 159H159V161H158ZM172 159H174V161L172 160ZM207 159H208V162L209 163H207ZM223 159H225V160H223ZM27 160V161H26ZM48 160H50V161H48ZM66 160V161H65ZM126 162H125V161ZM143 161V163H141L142 165H139V161ZM155 162H154V161ZM182 160V161H181ZM254 160H255V164H256V166L259 168V171H258V168L256 167V166H254ZM26 161V162H25ZM127 161H128V163H130V166H129V164L127 163ZM147 161V162H146ZM166 161V163H164ZM178 161V162H177ZM180 161V162H179ZM188 161V162H187ZM189 161H190V164L192 163V167L190 166V164H189ZM251 161V162H250ZM6 162V163H5ZM19 162H22V163H19ZM30 162L32 163V165L30 164ZM132 162H133V164H132ZM158 162V163H157ZM169 162V163H168ZM174 162V163H173ZM177 162V164H175ZM182 162V163H181ZM194 162H196V163H194ZM206 162V163H205ZM245 162V163H244ZM257 162H259V163H257ZM260 162H262V163H260ZM27 163H28V165H27ZM95 163V164H94ZM100 163V164H99ZM136 163V164H135ZM138 163V164H137ZM147 163H150L149 164V167L147 166ZM156 163H157V165H156ZM161 163V164H160ZM163 163V164H162ZM168 163V164H167ZM171 163V164H170ZM186 163V164H185ZM241 163V164H240ZM252 163H253V167H254V169H256L257 168V170L255 171V170H253V167H252ZM2 164V165H1ZM6 164H8V165H6ZM21 164V165H20ZM49 164V165H48ZM52 164V165H51ZM102 164V165H101ZM123 164V165H122ZM128 164V165H127ZM143 164H145V165H143ZM158 164H160V166L158 165ZM189 164V165H188ZM204 164V165H203ZM238 164H240V166L238 165ZM243 164V165H242ZM257 164H259V166L257 165ZM11 165V166H10ZM22 165H24V166H22ZM31 165V166H30ZM58 165H60V167L58 166ZM120 165H122L123 167L121 168V166ZM125 165V166H124ZM133 165V166H132ZM154 165V166H153ZM156 165V166H155ZM162 165H164V166H162ZM173 165V166H172ZM178 165V166H177ZM185 165V166H184ZM196 165V166H195ZM249 165H251V166H249ZM10 166V167H9ZM27 166V167H26ZM29 166V167H28ZM48 166L49 167H51L52 166V169L54 170H51V168L49 169V171H51V172H49V171H47V169H48ZM55 166V167H54ZM64 167L63 169H62V167ZM89 166V168H87ZM129 166V167H128ZM137 166H139V169H137ZM140 166H142V168L140 167ZM143 166H145V167H143ZM157 166H159V167H157ZM237 166H239V167H237ZM8 167V168H7ZM25 167V168H24ZM32 167H34V168H32ZM57 167V168H56ZM72 167V168H71ZM76 169H75V168ZM88 169V171H86L87 169ZM104 167V168H103ZM107 167V168H106ZM111 167V168H110ZM132 167V168H131ZM134 167V168H133ZM151 167V168H150ZM162 167V168H161ZM176 167V168H175ZM180 167V168H179ZM188 167H191V168H188ZM250 167H252V169H250ZM2 168V169H1ZM28 168H29V170H28ZM32 168V169H31ZM40 168H42V169H40ZM47 168V169H46ZM74 168V169H73ZM79 168L80 169H82V171H80L79 170ZM85 168V169H84ZM114 168V169H113ZM126 168H128V169H126ZM154 170H153V169ZM172 168V169H171ZM177 169L178 168V170H175V169ZM240 168V169H239ZM247 170H246V169ZM27 169V170H26ZM37 170V169H40V170H42V171H39V170H37L38 172H36V171H34V173L33 174H35V172L38 174V176H39V178H37V180H36V182L35 181H32V183L33 182H35V183H33V185L35 184V186H37V187H35L34 186V188L32 189V187H30V185L31 186H33L32 184H31V181H30V183H29V180H28V178H27V176H26V174H31L30 173V171L31 172H33V170ZM58 170V172L57 171H55V170ZM64 169L66 170V171H64ZM69 171H68V170ZM70 169H72V170H70ZM116 169V170H115ZM121 169H122V171H121ZM123 169H125L124 171H123ZM146 169V170H145ZM156 169V170H155ZM158 169V170H157ZM165 169H167V171L166 172H164V170ZM234 169H237V171L239 170H241V171H243V169H245L246 171H248L249 172V174L247 173V175H246V171H244V174H243V176H242V172H237L236 174H235V176H233V177H235V178H233V177H231L232 178V180H231V178H230V176L231 175H234V174H232L233 173V171H234V173H235V170ZM4 170V171H3ZM59 170H60V172H59ZM118 170V171H117ZM137 170V171H136ZM141 170V171H140ZM143 170V171H142ZM159 170H161L162 171V173H161V171H159ZM170 170V171H169ZM174 170V171H173ZM180 170V171H179ZM252 170V171H251ZM44 171H46V172H44ZM63 171H64V173H63ZM69 173H68V172ZM79 171V173L81 174V176H80V174L78 173V174H76V172H78ZM85 173H84V172ZM110 171H111V173H110ZM153 171V172H152ZM157 171H158V173H157ZM169 171V172H168ZM173 171V172H172ZM176 171V172H175ZM26 172V173H25ZM48 172V173H47ZM70 172H72V173H70ZM93 172V173H92ZM120 172H122L121 174H119ZM124 172H126V173H124ZM130 172H133V173H130ZM149 172H150V174H149ZM163 172H164V175H163ZM168 172V173H167ZM172 172V173H171ZM228 172V174H230V172H231V174H230V176H229V178H228V176H226V177H224L226 174L225 173H227ZM40 173H41V176L42 175H46V173L47 174H49V176L47 177L48 179H49V182H52V183H49V182H47L48 181V179L47 178H43V176L41 177L40 176ZM54 173V174H53ZM55 173H58V175L57 176H55ZM66 173V174H65ZM74 173L76 174V176L74 175ZM89 173H90V175L91 174H93V175H89ZM96 173V175H98V176H94V174ZM107 173V174H106ZM111 176H118V178L116 179V177L114 178V177H110V175ZM113 173H115V174H113ZM128 173L130 174V175H128ZM139 173V174H138ZM143 173V174H142ZM157 175H156V174ZM225 174L224 176L222 175V174ZM238 173H240L238 176H239V178H238V176H236ZM54 175V177L53 176H51V175ZM61 174H64V175H62L61 176ZM84 174H85V176H84ZM86 174H88V176L86 175ZM122 174H124V175H126V177L123 175V178H121L122 177ZM141 174V175H140ZM156 176H155V175ZM160 174V175H159ZM67 175V176H66ZM69 175V176H68ZM71 175V176H70ZM74 175V176H73ZM77 175H78V177L80 176L81 177V179L83 178V179H85V181L83 182V180H80V178H78L77 177ZM120 175V176H119ZM149 175V176H148ZM217 176V175H221L220 177L222 178V180H221V178L220 177H218L217 178V180H216V178H214V176ZM241 175V176H240ZM26 178H25V177ZM109 176V177H108ZM128 176V177H127ZM130 176V177H129ZM134 176H137V177H135L134 178ZM139 176V177H138ZM224 177V179H223V177ZM49 177H52V178H49ZM62 177H64V179H66V181H67V183H66V181L64 182V179L62 178ZM66 177V178H65ZM76 177V178H75ZM86 177V178H85ZM91 177V178H90ZM93 177V178H92ZM94 177H95V179H94ZM97 177V178H96ZM98 177H99V180H98ZM102 177V178H101ZM106 177L108 178V179H106ZM125 177V178H124ZM141 177V178H140ZM210 177V179H211V177H212V180H210V179H208ZM236 177L238 178V179H236ZM11 178V177H10ZM59 178H61V179H59ZM69 178H71V179H69ZM78 178V179H77ZM120 178V179H119ZM44 179H45V181H46V185L44 184L45 183V181H44ZM47 179V180H46ZM50 179H51V181H50ZM52 179H54V180H52ZM56 179V180H55ZM87 179V180H86ZM93 179H94V181L96 180H98L97 181V183L96 184H98L99 185V187H97L98 185H96L95 183L94 184H92L91 182L93 181ZM101 179V180H100ZM110 179H112V180H110ZM219 179H220V181H219ZM25 180V181H24ZM42 180V181H44V183L43 184H41L42 183V181L40 182V181ZM57 180H60V182L59 181H57ZM73 180V181H72ZM80 180V181H79ZM89 180V181H88ZM208 180H210V181H208ZM237 180V181H236ZM5 181V182H4ZM53 181L54 182H56V184H53ZM61 181H63L62 183H61ZM82 181V182H81ZM93 181V182H94ZM215 181V182H214ZM219 181V182H218ZM8 184H7V183ZM22 182V183H21ZM27 182V183H26ZM59 182V183H58ZM68 182H69V184H68ZM80 182L82 183V184H80ZM85 182H89V184H87V183H85ZM159 182V183H158ZM186 182V183H187ZM229 183L230 185H231V188L235 191V192H233V190H232V192L231 193H229L228 191L230 190V188L227 186V189H226V191L225 192H223L224 190H222L224 187H226V185H227V183ZM15 185V186H13V184ZM25 183H26V187L29 189H27L26 187H25ZM37 183L38 184H40L39 185V188H38V185H37ZM48 183L50 184L49 186H51V184H53V185H55L56 186V188L55 189H53V187H55V186H51L52 187V190L54 191V192H52V190L49 188V186H47L48 185ZM74 183V184H73ZM84 183V184H83ZM137 183H139V184H137ZM142 183H144V184H142ZM171 183V184H170ZM174 183V184H173ZM224 183H226V184H224ZM256 183V184H255ZM9 184H11V186L12 187H14V189H12V187L11 186H9ZM22 184V185H21ZM28 184V185H27ZM30 184V185H29ZM71 184V185H70ZM78 184V185H77ZM164 184H166V186H168L169 184H170V187H169V189L167 188V187H161V186H165ZM177 184H179V185H177ZM184 184V183H183ZM228 184V185H229ZM7 185V186H6ZM18 185H20L21 187H18ZM41 185H42V188H40L41 187ZM76 185V187H73V186H75ZM122 186V187H117V186ZM172 185H173V187H174V185L176 186L175 188H173L172 187ZM198 185V184H197ZM43 186H45V188H43ZM94 186H96V188L94 187ZM155 186V188H153ZM158 186V187H157ZM180 186V187H179ZM203 186V189H204V192L202 191L203 189L201 188ZM233 186V187H232ZM46 187H48L49 189H47ZM162 188V189H160V188ZM211 187V188H210ZM7 188H9V189H7ZM25 189V191H29L28 193L26 192H23L21 189ZM30 188H31V193H32V195H33V197L31 198V200H32V202L30 201V199L29 200H26V202L24 201V200H22L23 198H22V196L24 197H26L27 196V194L29 195L28 197H31V193H30ZM36 188H38V189H36ZM95 190H94V189ZM144 188L146 189V190H144ZM172 188V189H171ZM182 188H183V190H182ZM207 188V189H206ZM229 188V189H228ZM7 189V190H6ZM11 189L14 191V190H16L17 189V191H14V194H13V192H11ZM19 189H20V191H19ZM42 191H41V190ZM44 189H46V190H44ZM71 189V190H70ZM74 189V190H73ZM138 190L139 189V191H137L136 190V192L135 191H132V192H130L129 191V193H126V191L127 190ZM149 191H148V190ZM154 189V191H152V190ZM168 189V190H167ZM176 189V190H175ZM10 191V193H12L13 195L12 196H10V194H6V196H4L5 194L4 193H6V191ZM39 190V191H38ZM45 192H44V191ZM56 190H58V191H56ZM61 190V191H60ZM68 190V191H67ZM126 190V191H125ZM144 190V191H143ZM160 190H161V192H160ZM163 190H165V191H163ZM167 190V191H166ZM180 192H179V191ZM199 190V191H198ZM220 190H222V191H220ZM2 191H3V189H2ZM8 191V192H9ZM21 193H19V192ZM37 191V192H36ZM41 191V192H40ZM108 191V193H106ZM110 191H112V193H114V196H112V198H111V196L110 195H107V194H110ZM114 191V192H113ZM142 192V194H141V192ZM149 193H148V192ZM169 191H171V193L169 192ZM173 191V192H172ZM175 191V192H174ZM177 191H178V194L180 193V195H176L175 193H177ZM205 191H207V193L205 192ZM25 193V194H23V193ZM40 192V193H39ZM44 192V193H43ZM99 193V194H96V193ZM100 192H101V194L102 195H100ZM105 192V193H104ZM128 192V191H127ZM139 192V193H138ZM144 192V193H143ZM154 192V193H153ZM163 192V193H162ZM165 192L167 193V192H169L171 195V198L169 197V193H167V196L170 198V200L171 201H169V199H168V197L167 196H165V198H164V194H165ZM185 192V193H186ZM216 192V193H215ZM223 192V194H221ZM261 192V193H260ZM18 195H17V194ZM35 193V194H34ZM93 193H95V194H93ZM182 193V194H181ZM188 193V192H187ZM186 193V194H187ZM200 193H198V194H200ZM229 193V194H228ZM237 193V194H236ZM259 193L261 194V195H259ZM262 193H263V195H262ZM69 194H79V196H77V195H75V196H71V197H64L63 198V196H68ZM84 194V195H83ZM85 194H88V195H86L85 196ZM104 194H105V196H104ZM175 194V195H174ZM253 194H255V195H257V196H253ZM22 195V196H21ZM37 195V196H36ZM42 195V196H41ZM45 195H49V196H53L54 198H49V196H47L48 198H49V201H48V198H46V196ZM89 195H92V196H90V198L88 197ZM93 195H94V197H93ZM166 195V194H165ZM182 195H184V196H182ZM226 195H232V196H230V197H224V196ZM236 195H237V197H238V201H236V199H237V197H236ZM239 195V196H238ZM243 195H245V196H243ZM249 195H251V197L249 196ZM10 196V197H9ZM34 196H36V198L38 197V196H41L43 199L42 200H40L41 198L39 197V198H37V199H39L38 201L40 202H38V205H37V199L34 197ZM45 197V199H47V200H44V197ZM55 196H57V197H55ZM58 196L60 197L59 199H57L58 198ZM77 196V197H76ZM82 196V198H80ZM85 196V197H84ZM99 196V197H98ZM108 196V197H107ZM210 196H212V199H211V197ZM9 197V198H8ZM18 197H21V199L20 198H17ZM76 197V198H75ZM163 197V198H162ZM167 197V198H166ZM174 197V199H172ZM177 197V198H176ZM180 197H182V198H180ZM206 197H208L207 199H206ZM210 197V198H209ZM214 197V198H213ZM221 197H223L222 199H221ZM233 197V198H232ZM235 197H236V199H235ZM240 197V198H239ZM254 197H255V199H254ZM34 198V199H33ZM96 200H95V199ZM98 198V199H97ZM109 198V199H108ZM118 198V200H116V199ZM176 198V199H175ZM179 198H180V200H179ZM242 198H243V200H242ZM253 198V199H252ZM12 199V200H13ZM36 199V200H35ZM50 199H52V201L50 200ZM55 199H57V200H55ZM92 199V200H91ZM113 199V200H112ZM148 199V198H147ZM178 199V200H177ZM205 199V200H204ZM216 199V200H217ZM231 199H233V201L231 200ZM246 199V200H245ZM61 200V201H60ZM63 200V201H62ZM73 200V201H72ZM74 200L76 201V202H74ZM78 200L80 201V202H78ZM82 200V201H81ZM110 200H112V202H110ZM141 200V201H142ZM168 201V203H170V204H166V202L165 201ZM184 200V201H183ZM199 200V201H198ZM230 200V201H229ZM239 200H241L240 202L241 203H239ZM3 201V203H1ZM5 201V202H4ZM11 201V200H10ZM18 201H19V203H18ZM43 201L48 205V206H54V205H57L58 203H61L63 206H61V205H59L58 204V206H56V208L58 207L59 209H63V210H59V209H56L57 211H54V212H51L52 211V209L54 210V208L55 207H53V208H51L50 210H49V208L50 207H48L45 203H43ZM54 201V202H53ZM58 201V202H57ZM120 201V203H118ZM174 201V202H173ZM177 201H181V202H179V205H180V207H178V205H177ZM226 201V202H225ZM227 201L228 202H230V204H227ZM248 201V202H247ZM28 202H30V203H28ZM57 202V203H56ZM67 202H70V203H68V204H70L71 205V203H73L72 204V206L73 207H71L70 205H68L67 204ZM90 203L89 204V206L87 205V204H83V203ZM100 202V201H99ZM155 202H156V200H155ZM163 202V203H162ZM165 202V203H164ZM182 202H184L185 204H186V206L190 203V206H187L188 208H187V210L188 211H186V210H184V209H186V208H184L182 211H183V213H181V211L180 212H178L179 210L178 209H176L175 207V205H177V207L178 208H183V206L184 207H186L185 206V204L183 205L182 204ZM204 202V204H202V203ZM211 202L209 203L210 205H211ZM216 202V203H217ZM243 202H244V204L247 202V204L251 207V208H253L252 210H251V208L249 207V209L251 210V212H250V210L248 209L247 210V208H248V206H247V204H245V205H243L242 206V204H243ZM7 203V204H6ZM34 204V206H33V208L32 209H30V207L32 206H30V207H28L29 205L28 204ZM50 203H55V204H53V205H49ZM63 203H65V204H67V206L65 205V204H63ZM79 203H81V204H83V205H81V204H79ZM96 205H95V204ZM162 203V204H161ZM181 203V204H180ZM17 206V208H16V206ZM21 204H23V207H22V205ZM39 204H41V205H39ZM44 204V205H43ZM100 204V203H99ZM155 204V203H154ZM165 205V207H164V205ZM192 204V205H191ZM237 204V205H236ZM240 204H241V206H242V208H244L243 210L245 211H243L242 209H241V207H239L240 206ZM250 204H252V206L250 205ZM6 205H7V207H6ZM20 205H21V207H20ZM25 205V206H24ZM43 205V208H41V206ZM46 205V207H44ZM80 205V207H78ZM163 205V206H162ZM196 205V204H195ZM207 205V206H206ZM226 205H231L229 208L226 206ZM28 208H27V207ZM40 206V207H39ZM60 206H61V208H60ZM64 206H66V207H64ZM82 206V207H81ZM87 206V207H86ZM97 206V207H96ZM99 206V207H98ZM168 206V207H167ZM225 206V207H224ZM234 206V207H233ZM238 206V207H237ZM8 209H6V208ZM34 207H37V209H34ZM75 207H77V209L75 208ZM169 208V210H170V208H171V210H170V212L168 211V209L167 208ZM200 207V208H201ZM210 207L212 208V206H209V208L207 209V210H211L210 209ZM2 208L0 209V210H2ZM24 208V209H25ZM39 208V209H38ZM64 208H66V210L64 211ZM70 208H72V209H70ZM89 208V209H90ZM173 208H175L174 209V211L175 210H177V213L176 214H174L173 215V213H171V212H174L172 209ZM189 208H190V210H189ZM194 208H196V207H194ZM217 208V209H216ZM222 210H221V209ZM234 208V209H233ZM235 208H236V210H235ZM238 208V209H237ZM23 209V210H24ZM34 209V210H33ZM41 209V210H40ZM45 209H47L48 210V212L45 210ZM69 209H70V211H69ZM197 209H198V207H197ZM217 211H216V210ZM227 209V210H226ZM232 210V211H230V210ZM6 210V212H4ZM42 210L43 211H45V213L44 212H42ZM69 211V212H66V211ZM199 210V209H198ZM202 211H204V209L202 208L201 209ZM200 210V211H201ZM226 210V211H225ZM229 210V211H228ZM83 211V210H82ZM162 211H164V210H162ZM206 211V210H205ZM204 211V212H205ZM41 212V213H40ZM60 212V213H59ZM63 212H66V214L65 213H62ZM73 212V213H72ZM139 212V213H138ZM142 212V211H141ZM176 212V211H175ZM174 212V213H175ZM219 213V214H223V213ZM236 212V213H235ZM247 212H250L249 214H247ZM2 213V214H1ZM68 213V214H67ZM74 213H75V215H74ZM178 213H181V214H183L184 215V213H185V216H184V219H185V217H186V223H187V225H186V223H183V222H185V221H183L182 223L184 224L183 226H186V227H184L183 228V226H182V223L180 224V225H178L179 224V221L182 219V218H180V220H179V218L177 217V218H175L176 216L175 215H178ZM188 215H187V214ZM191 213V212H190ZM251 213H252V215H251ZM11 215H12V212L10 213ZM42 214V215H41ZM51 214V215H50ZM55 214H58V215H55ZM59 214H61V215H66V216H64L63 218H64V220H63V218L60 216L59 217ZM72 214H73V217L74 218H72L71 216H72ZM138 214V215H137ZM46 216L45 218H44V216ZM49 215V216H48ZM68 215H69V219H68ZM84 215V216H83ZM174 216V218L173 219H171V216ZM234 215V216H233ZM251 215V216H250ZM37 216H34V217H37ZM48 216V217H47ZM55 216H56V218H55ZM76 216H78V217H76ZM82 216V217H81ZM172 216V217H173ZM240 216V217H239ZM251 218H249V217ZM11 218H13L14 219V217H12V216H10ZM50 217V218H49ZM67 217V219H68V221H67V219H66V222H65V218ZM75 217H76V220H75ZM183 217V216H182ZM52 218V219H51ZM54 218H55V220H54ZM57 218H59L58 220H59V222H60V225H59V222H58V220H56ZM61 218V219H60ZM82 218V219H81ZM86 218V219H85ZM112 218V219H113ZM141 218V219H140ZM187 218L189 219V220H187ZM17 219L18 218H16V221H17ZM48 219L50 220L51 219V221L49 222L48 221ZM79 219V220H78ZM140 219V220H139ZM176 219V220H175ZM249 219V220H248ZM9 219H7V221H8ZM11 220L12 219H10V222H11ZM69 220H72V222H73V220L75 221L74 223H71V222H69ZM151 220H152V222H151ZM172 220H175L176 221V223H177V225H178V228H177V225H176V223L173 221L172 222ZM14 221H15V219H14ZM14 221L12 220V223H14ZM15 221V222H16ZM55 221V222H54ZM63 221V222H62ZM120 221V222H119ZM141 221V222H140ZM150 221V222H149ZM166 221H168V222H166ZM189 221H190V223H189ZM204 221V220H203ZM18 222V221H17ZM106 222V221H105ZM172 222V223H171ZM195 222V221H194ZM237 222H238V220H237ZM8 223H9V221H8ZM53 223V224H52ZM61 223H67V224H61ZM68 223H70V224H68ZM75 223V224H76ZM119 223V224H118ZM120 223H122V224H120ZM152 223V224H151ZM1 224V223H0ZM3 224V226L6 224V223H2ZM50 224V225H49ZM117 224V225H116ZM51 225H53V226H51ZM56 225H58L57 227H56ZM62 225V226H61ZM68 225V226H67ZM70 225V226H69ZM74 225V226H73ZM59 226L61 227V228H59ZM69 227V228H67V227ZM71 226H73V227H71ZM166 226V227H165ZM1 227V226H0ZM66 227V228H65ZM59 228V229H58ZM72 228V229H71ZM74 228V229H73ZM137 228H139L140 229V226L139 227H137ZM172 229V230H174L175 228V232L174 231H172V233H169V232H171L170 230H169V232L167 231L168 229ZM183 228V229H182ZM62 229V230H61ZM207 230V231H205V230ZM47 230H49L48 228H47ZM46 230V231H47ZM137 230L138 229H136V232H137ZM150 230L147 232V231H145V232H147L146 234H148L149 232H150ZM176 230H177V232H176ZM183 231V234H182V231ZM184 230H186V232L184 231ZM204 230V231H203ZM46 231H44V232H46ZM181 232V233H180ZM187 233V234H185V233ZM207 232V233H206ZM25 233V232H24ZM176 233V234H175ZM181 234V236H179L180 234ZM190 233H193V234H190ZM195 233H196V235H195ZM42 234V233H41ZM167 234V235H166ZM171 234V235H170ZM173 234H175V236L173 235ZM189 234V235H188ZM210 234V233H209ZM44 235L46 236V234H42V237L44 238ZM176 235H177V237H176ZM187 237H186V236ZM192 235H194V236H191ZM184 236H185V238H184ZM179 237H181V240L179 239ZM189 237V238H188ZM191 237V238H190ZM168 238H171V239H168ZM183 238V239H182ZM187 238V239H186ZM250 238L253 240H255V241H257V243L259 242V238H258V236H253V235H251L250 236ZM173 239H175V240H173ZM179 239V240H178ZM189 239H190V241H189ZM165 240V241H166ZM172 240V241H171ZM43 241V240H42ZM180 241V242H179ZM171 242V243H170ZM188 244V245H189ZM172 246V247H173ZM200 247L202 248L203 246L202 245H200ZM175 249V248H174ZM173 249V250H174ZM189 251H193L194 250V248H190V249H188ZM182 252H184V251H182ZM181 252V253H182ZM195 260V259H194ZM197 262V263H196ZM199 262V263H198ZM192 264V263H191ZM193 264H204V262L202 263L201 261H198V260H195V263L193 262Z\"/></svg>", "mask_w": 264, "mask_h": 264}]
</instances>
